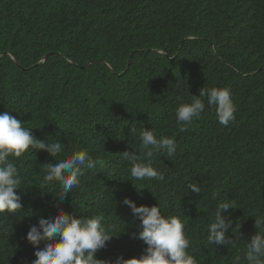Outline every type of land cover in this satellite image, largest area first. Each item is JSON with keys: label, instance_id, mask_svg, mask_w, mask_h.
<instances>
[{"label": "trees", "instance_id": "obj_1", "mask_svg": "<svg viewBox=\"0 0 264 264\" xmlns=\"http://www.w3.org/2000/svg\"><path fill=\"white\" fill-rule=\"evenodd\" d=\"M203 87L230 89L234 122L222 126L206 106L180 132L175 109ZM0 112L65 144L57 158L38 151L12 161L22 209L0 216V264H31L27 232L61 209L115 226L98 259L139 258L147 246L133 238L141 220L126 197L187 220L199 264H232L264 214V0H0ZM151 127L177 152L154 157L164 181L133 180L121 153L139 151V132ZM81 149L104 167L85 169L81 189L58 202V184L40 188L46 164ZM227 198L241 241L209 245L206 226Z\"/></svg>", "mask_w": 264, "mask_h": 264}, {"label": "clouds", "instance_id": "obj_2", "mask_svg": "<svg viewBox=\"0 0 264 264\" xmlns=\"http://www.w3.org/2000/svg\"><path fill=\"white\" fill-rule=\"evenodd\" d=\"M206 106L215 108L217 121L222 126L227 127L234 122L236 107L230 89L203 87L199 96L192 95L191 102L180 103L175 109L178 130L187 131L194 121L202 118ZM31 129L9 112H0V216H8L7 213L22 209L17 190L23 188V180L13 160L38 151H46L54 158L65 152V144L59 139H38ZM138 139L139 151L126 150L121 153L122 158L131 165L130 176L138 181H164L165 174L153 166V160L160 154H166L168 158L176 154L178 145L174 138L158 136L151 127L142 128ZM103 167L104 161L94 159L87 150H74L70 155L58 159V162L46 164L45 184L40 188L58 184L59 190L52 192L58 202H62L74 190L81 189L85 169ZM189 189L198 195L202 191L194 182L187 185V191ZM123 203L141 220V230L134 233L133 238L142 240L147 247L139 258L125 260L118 257L115 261L98 259L96 253L117 236L113 234L115 226L105 225L104 217L98 214L77 217L61 209L51 217H41L38 225H32L27 232V241L36 248V258L31 264H199L189 252L192 241L186 231L187 220L162 214L160 205L137 206L127 197ZM230 208L236 209L237 204L228 198L216 205L214 216L206 226L209 245L230 246L241 241L238 232L240 226L233 228V220L225 215ZM254 217L258 231L244 245L242 255L237 252L232 264H264V214ZM229 230L235 235L234 240L227 235ZM41 241H45L43 247H40Z\"/></svg>", "mask_w": 264, "mask_h": 264}, {"label": "water", "instance_id": "obj_3", "mask_svg": "<svg viewBox=\"0 0 264 264\" xmlns=\"http://www.w3.org/2000/svg\"><path fill=\"white\" fill-rule=\"evenodd\" d=\"M50 56H51V54L46 55L45 58H44V61H46ZM14 60L16 61L17 65L21 67V63L18 60H16L15 58H14ZM75 65H77V64L75 63ZM89 65L90 64H88L87 66H89ZM87 66H85V67H87Z\"/></svg>", "mask_w": 264, "mask_h": 264}]
</instances>
